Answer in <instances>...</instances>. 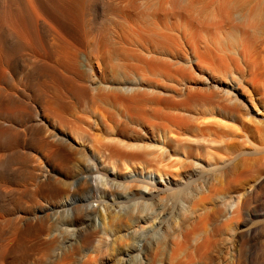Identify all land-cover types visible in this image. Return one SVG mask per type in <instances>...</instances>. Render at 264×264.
<instances>
[{"label":"bare ground","instance_id":"6f19581e","mask_svg":"<svg viewBox=\"0 0 264 264\" xmlns=\"http://www.w3.org/2000/svg\"><path fill=\"white\" fill-rule=\"evenodd\" d=\"M137 1L0 0V235L3 227H8L0 245V264H54L57 253L53 248L57 242L50 233L51 217L62 206L72 211L79 240L76 243L68 237L67 247L73 251L67 250V254H80L79 247H106L108 228L123 229L125 237L135 240L138 234H146L140 224L147 221V212L153 210L148 200L154 189L161 188L162 181L167 179L170 190L180 191L183 187L175 177L180 174L178 167L177 172L173 168L169 172L168 168L174 166L164 162L166 147L183 150L185 142L191 141L185 137L189 127L185 110L174 99L183 96L185 101L193 100L203 92L187 84L164 86L162 81L160 84L147 76V71L155 72L164 66L159 62L161 58L176 53L165 47L175 40L159 35L149 25L150 18H161L162 1L153 7L147 3L140 7ZM88 39L92 40L89 45ZM94 62L101 70L109 66L138 75L136 80L127 77L119 83H106L102 88L112 102L110 107L96 102L90 116L86 114L89 125L94 118L91 115L97 117L105 136L85 128L84 114L72 116L78 104L87 98L90 88L84 80L90 77ZM85 65L90 71L84 69ZM202 98L205 99L204 94ZM228 111H238L237 106L221 107L212 113L214 121L213 118L209 121L227 127ZM78 140H84L93 150L90 159L97 171L108 175L106 168L114 169L115 202L120 204L125 217L110 212L105 227L94 224L97 210L91 204L89 165L81 162L74 172L69 169L75 156L80 155ZM207 141L202 143L210 149L207 145L211 140ZM182 150L184 158L191 156ZM81 155L87 157V152ZM258 167L261 175L240 189H229V182L221 180V174L210 179V193L206 197L209 207L199 204L202 206L199 217L209 224V235L190 252L197 259L195 264H264V247H260L261 252L255 257L246 256V248L242 246L254 236L264 238V203L259 198L264 195V161ZM258 217H263L262 222L253 224ZM180 225L178 231L187 236L189 225ZM223 228L241 243L228 250L231 256L225 253V258L231 257L229 262L225 260L227 263L221 256L223 252L215 246L218 241H212ZM166 231L168 227L162 230L159 226L154 232L166 236ZM172 232L169 261L158 258L159 252L155 250L156 253L146 255L147 264H175L174 257L183 247L177 241L180 233L176 234L174 229ZM37 235L42 238L35 242ZM218 238L220 241L221 237ZM27 247L52 248L33 258ZM101 254L102 251L91 256L84 264H102Z\"/></svg>","mask_w":264,"mask_h":264},{"label":"rangeland","instance_id":"374dc122","mask_svg":"<svg viewBox=\"0 0 264 264\" xmlns=\"http://www.w3.org/2000/svg\"><path fill=\"white\" fill-rule=\"evenodd\" d=\"M161 1L165 15L161 10V18H150L153 19L148 20L151 21V24L146 22L159 35L161 34L165 38L173 37L174 44L171 46L167 44L165 47L167 49L172 48L170 50H174L176 53H169L161 58L159 62L164 66L157 68L158 71L155 72L147 71V76L159 80L158 83L162 81L164 86H176L177 84L178 87H183L186 84L190 85L192 86L191 89H195V91L197 89L199 92L201 91L200 93L203 92L199 97H203L204 94L205 98L200 97L198 100V97L197 100L185 101L183 99L185 97L179 96L174 99V102H180V108L183 111L185 110L189 122L185 137L191 141L185 142L183 150L181 147H166L164 162L174 166L168 168L169 172L172 168L173 172L179 171L180 174H177L178 177L175 175V177L183 187H180V191L170 190L171 186L168 185L169 180L167 179V181H162L161 188L154 189L148 200L151 206L150 209L153 210L147 212V221L140 224L145 228L146 234L140 233L137 235V239L130 240L124 236L125 231L123 229H119L122 230L119 231L118 229L111 230V228H108L106 247H79L80 254L78 255H71L72 252L66 253L73 251L72 247H67L68 237L73 238L76 243L79 241L74 230L75 224L72 221L73 213L68 210L67 206L58 208L59 213H53L51 217L52 229L50 232L52 237H56L57 242V247L53 248L57 253L56 264H84L91 256H96L101 251L102 264H147L146 255L152 252L156 253V251L159 252L158 258L161 256L160 258L169 261L168 252L172 248L171 242L174 234L171 231L173 229L177 230L176 234L180 233L177 241L183 244H181L183 248H179V254L177 253L174 257V263L195 264L194 262H197V259L192 257L193 254L190 255L194 248L209 235V224L206 220H201L199 214L202 207L200 205L204 206L205 204V207H209V200L207 201L206 197L210 193L208 192L209 182L212 176L214 174L220 176L221 174V180L229 182V189L236 190L246 185L247 181L255 180L261 175L259 168L261 166L258 167V165L260 163L262 165L264 161V0H138L139 5L136 4L141 5L140 7L147 6L146 3L148 6L153 4L150 6L153 7ZM91 41V39H88L87 44L89 45ZM92 65L91 71L90 67L86 65L84 67L86 71H90V73L87 72L90 77L84 80V83L88 84L90 88L87 98H84L82 103L78 104L72 116L84 114L86 119L87 115L90 114L91 107L96 102L102 106L111 105L112 102L105 96L104 93L106 92L102 88L107 85L106 83H119L125 81L127 77H129L127 78L129 80L131 78L136 80L134 78L138 77L137 74L130 73L136 75L133 77L121 69L109 66L106 70L102 69V71L96 62ZM169 83H173V85ZM209 90L215 92L211 93ZM185 93L183 90L182 94ZM99 96H103V98ZM182 99L185 102L184 104ZM227 104L236 105L238 110L235 112L228 111L225 114L227 123L229 122L227 127L210 122L209 120L213 118L212 113L220 111L221 107L223 108ZM91 117L94 118H91L90 125L87 123V119L84 121L85 128L88 131L90 130L89 132L105 136L106 133L100 129L97 117L95 115H91ZM205 118L206 120L202 121ZM203 140L204 142L207 140L212 141L208 145L206 144L210 149L204 146L205 143L203 145ZM76 145L79 154H86L87 152V157L75 156L73 162L69 164V169L74 172L81 162L90 167L88 177L93 189L91 204L97 210L93 215L94 224L102 227H105V224L108 225L110 212L119 218L125 217L120 204L115 202L117 194L114 188V169L107 167L106 172L108 175L97 171L94 161L90 159L94 155L93 150L84 140H78ZM204 147L206 150H210L212 154L206 151ZM181 150L182 153L184 152L187 155L190 152L191 156L184 158L185 156L181 154ZM88 154H90L89 157ZM81 158H83V161ZM100 166L102 165L100 164ZM168 177L173 176L169 175ZM183 183H186V186ZM182 189H185V191ZM201 196L202 202L200 201ZM195 198L200 202H197ZM259 198L260 202L264 203V195ZM203 199H205L204 203ZM192 202H194V205ZM196 204H200V207H195ZM260 218L263 217L254 218L253 224L262 222L264 218ZM197 219L199 221L195 223ZM180 224L185 227L189 225L187 236H183L182 231H178L177 227L181 226ZM159 226L162 230L168 227L169 233L166 231V236L155 235L154 231ZM3 229L0 235V237L2 236L0 245L7 236L4 231L8 227L5 226ZM222 232L220 230L219 235L214 237L215 240L212 238V241L219 242H215V244L217 243L215 246L219 247L223 252L221 256L225 258V253L231 256L228 250H231L233 246L235 248L237 243L240 246L241 243L239 244V240L237 239V241L232 237L231 231L228 232L223 228ZM228 235L231 238L227 237ZM166 237L168 240H166ZM218 237H221L220 241ZM34 238L37 242L42 238V235H37ZM229 238L230 241H228ZM263 240L262 236L257 235L251 241H248L249 244L244 243L242 246L246 248V256H258L261 252L260 247H264ZM94 244H96V241ZM220 245H222V248ZM27 248L32 257L37 258L44 255L45 252L47 253L52 247ZM160 253L165 256L163 257ZM230 259L231 257L223 259L224 263H227L225 260L229 262ZM246 259L248 258L246 257Z\"/></svg>","mask_w":264,"mask_h":264}]
</instances>
